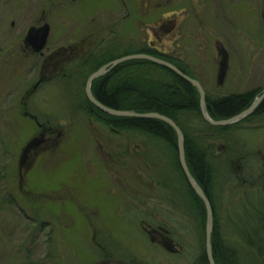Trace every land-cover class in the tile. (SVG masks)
Returning a JSON list of instances; mask_svg holds the SVG:
<instances>
[{"label":"rangeland","instance_id":"obj_1","mask_svg":"<svg viewBox=\"0 0 264 264\" xmlns=\"http://www.w3.org/2000/svg\"><path fill=\"white\" fill-rule=\"evenodd\" d=\"M38 1H0V264H197L204 246L199 222L182 191L176 196L165 191L159 183L164 175L151 165L166 167L165 147L97 122L79 108L88 72L79 69L72 73L74 83L59 86L62 73L18 53L19 42L12 43L20 36L12 33L20 30L18 22L35 26L45 14L55 39L74 45L75 67L95 55H122L129 41L136 43L130 50H138L147 40L146 24L172 17L182 25V36L167 37L164 52L179 60L207 95L222 98L264 91V0H150L149 10L128 13L120 5L115 15L112 1L136 8L142 0H90L71 10ZM97 8L99 18L90 25L86 15L95 18ZM131 11L133 20L125 16ZM87 38L91 44L82 45ZM99 57V62L105 58ZM42 73L50 80L34 90ZM26 111L39 125L25 117ZM192 124L199 129L196 121ZM41 126L57 132L21 172L22 153L44 134ZM230 132L207 141L216 155L222 231L227 244L240 250L242 264H262L234 221L249 203L247 192L253 205L264 200V118ZM238 162L240 170L234 167ZM154 227L169 231L176 251L152 240L147 231Z\"/></svg>","mask_w":264,"mask_h":264},{"label":"trees","instance_id":"obj_2","mask_svg":"<svg viewBox=\"0 0 264 264\" xmlns=\"http://www.w3.org/2000/svg\"><path fill=\"white\" fill-rule=\"evenodd\" d=\"M135 54L141 53L132 55ZM154 57L174 65L185 75L193 77L179 60L165 56ZM119 58L122 56L105 60L101 65ZM101 67L98 66L92 72L84 75L81 90L82 103L84 104L81 103L79 108L81 107L97 122L114 132H118V134L139 133L165 147L168 154L166 167L163 165V168H160V162L154 161L152 162L157 166L151 165L153 169L159 170V177L161 174L164 175L165 182L160 181L159 183L165 191L171 192L174 196L182 191L180 195L186 199V204L199 222L203 237L204 246L197 259V264H209L206 252V207L190 186L180 165L176 131L163 121L114 117L95 107L88 100L85 89L89 77ZM92 93L99 103L109 109L137 114L156 113L170 118L179 126L185 137V157L189 171L213 207L212 250L214 261L216 264H242L240 250L227 244L222 231L223 218H221L215 196L218 181L216 155L207 145V141L211 138H224L227 134H231L232 129L242 123L264 118V101L245 121L230 127H214L203 118L200 93L193 85L172 71L144 60L130 61L119 65L109 74L94 81ZM262 93L263 90L257 89L222 98H212L206 94L209 115L214 121L232 119L248 110ZM194 121L199 124V129L193 126ZM159 151V153L162 152ZM155 161L159 160L156 159ZM167 175H171V178ZM246 196L249 203H247L248 206L245 205L242 208L243 215L236 221L231 216L229 218L234 221V225L248 248L253 250L259 261L264 264V200H258L259 205H253L248 192Z\"/></svg>","mask_w":264,"mask_h":264},{"label":"flooded vegetation","instance_id":"obj_3","mask_svg":"<svg viewBox=\"0 0 264 264\" xmlns=\"http://www.w3.org/2000/svg\"><path fill=\"white\" fill-rule=\"evenodd\" d=\"M0 1L6 2V3H11L13 1H17V3L19 4L18 0H0ZM46 1L48 2L47 7L51 6L52 8H57V6H58L59 9L71 10L73 5L76 6L77 4L87 3L90 0H46ZM38 2H40V0ZM120 5H122V6L124 5L126 7V9H128V11L134 10V9L146 11V10L150 9L151 1L150 0H142V2L139 5H137L136 8L134 6L132 7L131 6L132 4L130 2H118V1L113 2L112 1L111 2V6L113 9L112 15L118 14V9H119L118 6H120ZM44 7L47 8L46 6H44ZM20 8L21 7L17 5L16 14L22 16L23 12H22V8L21 9ZM17 9H18L19 13L17 12ZM99 10L100 9L97 8V11H96L97 13L95 14V18L88 17V15H86V18H90V22H91L90 25L95 24V21H97L96 19L99 18V16H98V14L100 13ZM131 12L133 13V15H130V14L125 15L126 17L129 18V20L130 19L133 20L132 17L135 14L134 11H131ZM43 13H46L49 17V14L47 13V11L44 10ZM128 13H130V11ZM101 14L104 15L102 12H101ZM142 16L146 17V13L142 14ZM86 18H85V22L88 23V21H86ZM41 19L39 20V22L35 26H26V28L22 26L21 22H18L17 25H18L20 30L17 33H12V35L14 34L15 37H18V36H20V37H19V39H14L12 44H17L19 42V48H18L19 52L18 51H16V52H18L22 55L24 54L28 58L37 59L38 62L41 61L42 62L41 64H43L42 65L43 69H46V67H48V68L52 69V71L55 73H62V76L64 78L62 80L60 79L57 81L59 86H62V84L71 85V83H74V77L75 76H73L74 74H72V73L80 72V70H82V73H85V72L90 73L93 70H95L98 66H102L101 68H103V67L109 65L110 63L116 61V60L110 61V62H107L105 65H101L103 63V61L109 60V59L115 57V56H112V57L109 56L106 58L105 57L106 54L104 53L100 56V57H102V56L105 57V58L103 57L104 58L103 60L101 59L102 60L101 62H99V59H98L99 56L95 55L94 57H92L91 60H88L86 62L84 61V62H82V64H77V65H75V67L72 66L71 65V57H72V55H75V51H76V49H74V45H71L70 43H68L66 38L55 39L56 36H55L53 26L51 24L50 17L45 18V14H44L41 17ZM19 21H21L20 18H19ZM46 26H49V28H50L49 37L47 39V42H46L44 48L42 50H38L37 44L30 41V34L32 33L33 30H39V29H42ZM16 34H18V35L16 36ZM145 34H146L147 40L144 41V43L142 44L143 47L138 48V50L131 51L130 49H135L136 43H135V41H133L132 43H130L131 41H129L126 47H122L123 48L122 50H124L126 48V52L124 54L118 55L116 57H120V56H122V58L128 57V56H132V54H134V53H141L143 55L149 54L150 56H153V57L154 56L172 57V55H170L168 52L167 53L164 52L162 47L167 48V45H168L167 44V37L168 38L173 37L174 39L177 38V40H178L182 36V25H180L178 20L175 18L162 17L161 21L158 22L157 24H154V23L146 24ZM151 37H153L154 39L151 40ZM174 39H171V40H174ZM88 41H89L88 38L85 39V43H83L82 45L91 44V43H88ZM115 45L116 44H113L111 49L115 48ZM175 46H178V45L175 44ZM3 50L4 49L2 48L0 53L3 52ZM13 53L14 52H12L11 55H13ZM222 56H224V57L226 56L225 52H222ZM76 57H83V56H76ZM83 58H85V57H83ZM79 63H81V62H79ZM77 67H78V69H76ZM184 68L187 70L186 67H184ZM222 68L223 67L221 66V68H220L221 72H222ZM100 69H98L97 71H99ZM114 69H112L110 72H112ZM110 72H108L107 74H109ZM187 72L190 73L188 70H187ZM107 74H105V75H107ZM105 75H103V76H105ZM103 76H101V77H103ZM67 77H68V80H67ZM192 79L197 80V78L194 76L192 77ZM49 80H50L49 75H43V73H42L40 76V80L38 81V83L34 87V90H36L37 88H39L43 84H46ZM70 81H72V82L70 83ZM201 85L203 86L202 83H201ZM24 115H25V117H28V118L32 119L34 122H36L37 124H39L37 122L38 119H37V121L34 120L33 118L35 116L32 115L30 112L26 111L24 113ZM40 128L44 130L45 145H47L51 142V140L49 139V136L54 135L57 131L54 130L53 128L52 129L48 128L47 126H41ZM224 148L225 147H221V149H224ZM234 167L236 168V170L241 169L239 162L236 163V165H234ZM147 232L151 236L153 241H155V239H159L160 243L162 245H164V243L169 244L168 247H169L170 251H176L178 245H176L170 239L169 231H167L165 228L154 227V228H150Z\"/></svg>","mask_w":264,"mask_h":264},{"label":"water","instance_id":"obj_4","mask_svg":"<svg viewBox=\"0 0 264 264\" xmlns=\"http://www.w3.org/2000/svg\"><path fill=\"white\" fill-rule=\"evenodd\" d=\"M49 33H50L49 26H46V27L39 29V30H33L32 33L30 34V41L37 44L38 50H42L44 48L46 42H47V39L49 37ZM137 60L149 61V62H152V63L158 65V66L166 68V69L172 71L173 73H175L176 75H178L184 81L193 85L200 93V98H201L200 107H201V112H202L203 118L205 119V121H207L210 125H212L214 127H230V126H234V125L244 121L245 119H247L249 116H251L259 108V106L264 101V91H263L262 95L253 103V105L248 110L241 113L240 115H238L232 119L226 120V121H214L209 115V112L207 109V102H206V98H207L206 93H205V90L199 81L192 79L191 77L185 75L177 67H175L174 65H172L166 61H163L161 59H158V58L150 56V55H143V54L123 57V58H120V59L110 63L109 65L101 68L99 71H97L96 73L91 75L87 81V84H86L85 91H86V96H87L88 100L95 107H97L99 110H101L103 113L110 115V116L119 117V118L156 119V120L163 121V122L167 123L176 131L177 136H178V151H179L180 165H181V167H182V169H183V171L187 177V180H188L190 186L195 191V193L199 196V198L204 202L205 207H206V212H207L206 252H207L209 264H216L214 261L213 250H212V235L214 232L213 207H212V204L209 201L208 197L206 196V194L204 193L202 188L198 185L197 181L194 179V177L191 175V173L189 171V168H188L187 163H186V157H185V137H184L182 130L170 118L156 114V113L137 114V113L129 112V111H116L113 109H109V108L103 106L101 103H99V101H97V99L94 97V95L92 93V84L98 78L107 74L112 69L116 68L117 66H119L121 64H124L126 62H130V61H137ZM33 119L37 121L36 117H34ZM44 136H45L44 134H41L39 137H35L25 147V149L22 153V156L20 158L19 168H20L21 172L25 168V166L27 165V163L30 159V155L34 151L39 150L40 148L43 147V145H45V137ZM168 246H169V244L164 243V247L166 249H169Z\"/></svg>","mask_w":264,"mask_h":264}]
</instances>
